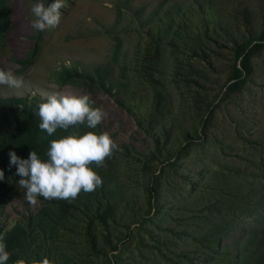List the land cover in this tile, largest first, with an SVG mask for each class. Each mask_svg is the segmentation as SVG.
<instances>
[{"label": "rangeland", "instance_id": "rangeland-1", "mask_svg": "<svg viewBox=\"0 0 264 264\" xmlns=\"http://www.w3.org/2000/svg\"><path fill=\"white\" fill-rule=\"evenodd\" d=\"M0 0V235L36 264H264V48L231 88L238 46L264 29V0H63L59 25L30 27L31 7ZM53 91L88 95L106 116L39 129ZM27 116H31L26 122ZM21 126L26 147L4 144ZM108 132L119 146L102 187L74 201L26 200L9 152L47 160L50 141Z\"/></svg>", "mask_w": 264, "mask_h": 264}, {"label": "clouds", "instance_id": "clouds-1", "mask_svg": "<svg viewBox=\"0 0 264 264\" xmlns=\"http://www.w3.org/2000/svg\"><path fill=\"white\" fill-rule=\"evenodd\" d=\"M63 0H54L47 6L34 4L30 11L35 17L30 27L38 32L54 28L60 23V9ZM0 85L10 89L24 88L23 77L16 76L11 70H0ZM46 102L38 105L40 119L39 129L52 136L58 129L68 131L84 125L96 128L105 118L106 113L93 107L88 95H74L53 91L45 94ZM119 150V146L108 132L96 134L87 132L79 135L73 132L58 140L50 141L46 153L47 160H41L35 151H31L27 159H21L14 151L9 152L10 165L17 166L16 175L20 177L18 184L26 189L28 203L35 207L37 197L46 200L61 199L74 201L81 192L92 193L102 187L103 180L91 165L103 167L107 158ZM4 172L0 170V181L4 180ZM11 253L7 250L4 237L0 235V264H8ZM15 264H26L22 259ZM36 264H51L45 257Z\"/></svg>", "mask_w": 264, "mask_h": 264}, {"label": "trees", "instance_id": "trees-1", "mask_svg": "<svg viewBox=\"0 0 264 264\" xmlns=\"http://www.w3.org/2000/svg\"><path fill=\"white\" fill-rule=\"evenodd\" d=\"M264 48V29L257 37H249L242 41V43L238 46L236 51L237 60L240 61L235 66V73L233 75L232 80H234L231 84V88H235L237 86L242 85L247 77L252 73L253 66L251 62L252 54L262 50ZM19 99L18 98H3L2 102L6 106L16 107ZM31 116H27L24 120L25 126H28L26 122ZM33 119V118H32ZM32 134H25L24 130L21 126H17V128L11 133L10 140H3L4 144L8 143L11 147L14 145H18L21 147H26L28 142L31 141ZM6 196V191L3 187L0 188V201Z\"/></svg>", "mask_w": 264, "mask_h": 264}]
</instances>
